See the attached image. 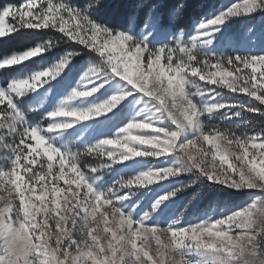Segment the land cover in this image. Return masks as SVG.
<instances>
[{
	"label": "snow or ice",
	"instance_id": "1",
	"mask_svg": "<svg viewBox=\"0 0 264 264\" xmlns=\"http://www.w3.org/2000/svg\"><path fill=\"white\" fill-rule=\"evenodd\" d=\"M101 3L77 8L68 0H24L0 7V39L17 32L60 34L0 57V71L44 58L61 43L72 46L53 67L0 77L6 80L0 83V264H169L170 258L179 264H264V55L204 51L230 20L264 12V0L221 5L191 39L181 33L155 49L132 29L99 24L92 13ZM78 57L90 63L70 94L55 110L30 119L40 109H25L21 101L52 84ZM226 94L243 95L247 103H224ZM130 100H136L135 115L111 136L85 142L82 150L61 142L77 125L110 119ZM246 115L260 126L238 134L223 123ZM217 118L221 122L213 123ZM168 158L175 163L148 168L106 191L97 187L117 164ZM189 173L248 197L200 223L148 222L190 184L136 218L139 205L129 202L137 190Z\"/></svg>",
	"mask_w": 264,
	"mask_h": 264
},
{
	"label": "rangeland",
	"instance_id": "2",
	"mask_svg": "<svg viewBox=\"0 0 264 264\" xmlns=\"http://www.w3.org/2000/svg\"><path fill=\"white\" fill-rule=\"evenodd\" d=\"M23 2L24 0H21V3ZM234 3H236V0H214L210 10L200 21L195 22L192 29L188 32H176L172 28L163 27L160 17L156 12L150 15L147 25L143 29L137 31L135 24H131L128 29L121 31L127 32L129 29H132L131 34L136 39H143L144 36H147L149 47L155 49L163 47L165 44H171L181 33H183L185 40L191 39L195 34L197 26L202 21L213 18L221 5L230 6ZM55 49L56 48H53L44 58L38 57L36 60L30 61L27 65H21L19 68H10L15 71V74L10 77H23L32 74L36 69L42 70L55 66L64 56L58 57L55 55L51 58L50 55ZM204 51L213 55L220 54L221 56L264 55V12H256L253 15L242 16L230 20L223 27L222 31L217 34L213 45L210 48L204 49ZM89 63L90 62H86L75 66L73 61L52 84L45 85L43 88L39 89V91L26 96L24 100L21 101L22 106L25 109L30 106L39 108L40 111L34 116L38 119H40L42 115H46L55 110L59 106L60 101L70 94L72 87H75L76 83L79 81L80 75L87 69ZM31 65H36V68H31ZM0 83H6V80H0ZM114 90H118V86H116ZM111 94L110 92L109 95ZM230 97L231 98L226 94L222 102L247 103V97L243 95L230 94ZM104 98L106 99L107 97ZM26 99H29V101L26 102ZM135 108L136 100L125 102L124 105H121L120 108L116 110L117 114H109L110 119L102 117L100 120L77 125L61 138V142L71 150H82L83 147H85V142H87V144H95L99 140L111 136L120 127H123L132 116L135 115ZM233 111H235V109ZM92 163L95 162L93 161ZM174 163L175 161L172 158H168L163 162L160 160L146 161L143 163L129 161L125 164H117L114 168L107 171L101 179H98L97 187L100 191H106L117 181L122 179L126 180L148 168L171 166ZM198 179L196 175L189 173L187 175L173 177L160 184H155L150 188L137 190L132 196V200L129 202L131 206L139 205V207L135 209L136 218L139 219L146 212H150L155 201L161 196L174 192L177 189H183L187 185H194V181H198ZM200 180L202 179H199V181ZM194 189L195 186L188 188L186 191L177 192L175 197L166 201L157 211L152 213L148 222L150 224L158 223L161 227H165L176 220H181L184 225H188L189 223H200L203 222L209 214H212L214 218L218 217L220 215V210L226 206H232L233 208L240 207L242 201L246 200L248 197L247 193H236L240 195L239 203L233 204L227 198L215 199L213 202L208 203V207H205V199L192 196ZM213 210L215 211L213 212ZM190 259L196 261L199 258L197 256H192Z\"/></svg>",
	"mask_w": 264,
	"mask_h": 264
},
{
	"label": "trees",
	"instance_id": "3",
	"mask_svg": "<svg viewBox=\"0 0 264 264\" xmlns=\"http://www.w3.org/2000/svg\"><path fill=\"white\" fill-rule=\"evenodd\" d=\"M68 1L77 8H83L89 2V0ZM213 2L214 0H102L101 5L94 10L92 15L99 24L106 25L110 29L121 31L128 29L131 24H135L136 30L139 31L147 25L150 15L156 12L163 27L172 28L176 32H188L195 22L200 21L210 10ZM5 3L18 5L21 0H0V7H3ZM180 4H183L184 7L177 13L176 10ZM59 37L60 34L52 30H46L35 35L17 32L14 35L0 39V57L45 44L50 40H58ZM55 48L50 55L51 58L55 55L58 57L63 56L66 52L72 50V46L65 43H61L59 47ZM215 56L221 55L215 54ZM86 62H90L86 57H78L74 60V65L78 66ZM31 68H36V65H31ZM14 72L12 69H4L0 71V77H3L5 73L10 77L15 74ZM28 101L29 99H26V102ZM32 119L35 121L38 118L32 117ZM212 122L220 123L221 121L217 118ZM223 123L226 127L235 129L238 134H243L246 131L251 132L253 126H260L258 118L250 115L242 116L237 120H224ZM194 182L195 189L192 196L205 199V207H208V203L213 202L215 199L227 198L233 204L239 203L240 195L236 193L221 190L220 186L209 184L204 180L199 181L198 179Z\"/></svg>",
	"mask_w": 264,
	"mask_h": 264
},
{
	"label": "clouds",
	"instance_id": "4",
	"mask_svg": "<svg viewBox=\"0 0 264 264\" xmlns=\"http://www.w3.org/2000/svg\"><path fill=\"white\" fill-rule=\"evenodd\" d=\"M101 2H102V0H101ZM260 223H261L262 230H264V217L261 218ZM164 235H165V238L167 239L166 234H164ZM170 256H171V254H170ZM169 264H179V259L178 258H170Z\"/></svg>",
	"mask_w": 264,
	"mask_h": 264
}]
</instances>
